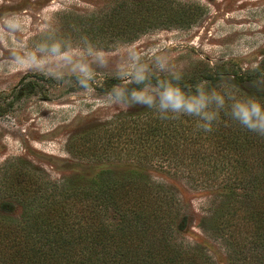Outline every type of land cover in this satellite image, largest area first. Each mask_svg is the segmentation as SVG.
Returning a JSON list of instances; mask_svg holds the SVG:
<instances>
[{
	"label": "rangeland",
	"instance_id": "rangeland-1",
	"mask_svg": "<svg viewBox=\"0 0 264 264\" xmlns=\"http://www.w3.org/2000/svg\"><path fill=\"white\" fill-rule=\"evenodd\" d=\"M111 1L0 0V15L17 13L25 21L21 33L9 37L0 32V215L18 218L23 212L19 199L10 193L19 187L9 183L16 171L40 173L51 182L72 177L83 182L84 176L102 168L135 167L179 199L181 215L173 240L180 248L211 264H250V260L256 264V248L251 244L241 248L216 223L224 191L213 183L197 181L179 167L137 160L130 127L117 131L122 120L130 126L135 118L141 128L168 119L142 106L123 111L103 100L106 91L119 83L114 67L128 46L146 61L156 53L167 55L182 73L181 83L190 81L182 83L185 87L206 79L210 87L227 84L264 97V0H177L199 14L196 23L159 27L125 43L88 38L109 54L108 66L100 70L90 96L74 81L59 83L12 66L13 45L31 44L48 25L78 42L84 36L80 17L106 10ZM243 74L250 77L245 79ZM109 215L112 222L117 221L113 212Z\"/></svg>",
	"mask_w": 264,
	"mask_h": 264
},
{
	"label": "trees",
	"instance_id": "trees-1",
	"mask_svg": "<svg viewBox=\"0 0 264 264\" xmlns=\"http://www.w3.org/2000/svg\"><path fill=\"white\" fill-rule=\"evenodd\" d=\"M110 3L80 17L82 35L125 43L152 29L191 26L199 19L177 0ZM119 123L118 132L130 127L135 136L137 160L179 167L224 191L218 227L240 247L253 245L256 264H264V137L231 121L226 109L208 132L189 116L141 128L135 118L130 126ZM84 177L51 182L40 173L16 171L9 178L19 184L10 193L23 212L18 218L0 215V264H211L174 242L179 199L144 170L102 168Z\"/></svg>",
	"mask_w": 264,
	"mask_h": 264
},
{
	"label": "clouds",
	"instance_id": "clouds-1",
	"mask_svg": "<svg viewBox=\"0 0 264 264\" xmlns=\"http://www.w3.org/2000/svg\"><path fill=\"white\" fill-rule=\"evenodd\" d=\"M25 21L17 13L0 15V32L11 37L23 32ZM12 66L39 72L59 83L75 82L85 96L94 92L97 76L109 63V54L82 36L78 42L58 34L48 25L41 29L38 39L29 45L12 46ZM119 83L108 89L104 104L128 111L135 106L150 109L161 119L181 116L195 118L197 129L211 131L221 111L231 121L264 137V99L254 94H237L232 86L210 87L200 79L185 87L183 75L163 53L151 56L150 61L128 46L114 67Z\"/></svg>",
	"mask_w": 264,
	"mask_h": 264
}]
</instances>
